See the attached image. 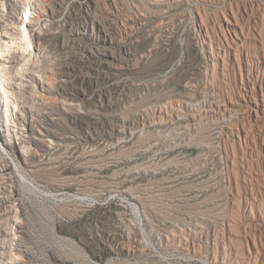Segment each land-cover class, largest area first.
<instances>
[{"label": "rangeland", "instance_id": "374dc122", "mask_svg": "<svg viewBox=\"0 0 264 264\" xmlns=\"http://www.w3.org/2000/svg\"><path fill=\"white\" fill-rule=\"evenodd\" d=\"M60 1L0 0V264H264V0Z\"/></svg>", "mask_w": 264, "mask_h": 264}, {"label": "bare ground", "instance_id": "6f19581e", "mask_svg": "<svg viewBox=\"0 0 264 264\" xmlns=\"http://www.w3.org/2000/svg\"><path fill=\"white\" fill-rule=\"evenodd\" d=\"M41 1H43V0H41ZM62 0L60 1V2H58V5L59 6H61L62 5ZM40 8V12H42V13H44V6L42 5V7L40 6L39 7ZM44 8V9H43ZM59 9L57 8V7H54L53 9H52V15H54L55 14V12L56 11H58ZM26 15L28 16V14L26 13ZM37 15V17L40 19L41 18V14L40 13H37L36 14ZM26 21H29V19H27L26 18ZM99 27H101V26H99V24L96 26V28H97V30L99 29ZM24 37L25 38H28V34L26 33L25 35H24ZM108 40V39H107ZM106 40V41H107ZM15 44V43H14ZM29 45H31V44H29ZM30 48V47H29ZM26 49V48H25ZM2 51H0V53H1ZM83 58H88V56L87 55H83ZM106 58H104V57H101V59H100V62H99V64L101 65V63L105 60ZM64 67V66H63ZM62 71L63 72H66V69H62ZM67 73V72H66ZM62 87V86H61ZM76 87L75 86H70V85H63V88L61 89V95H66V96H74V97H77L78 96V93L76 92ZM3 92L4 93H7V89L3 86ZM113 128V127H112ZM114 131H115V128H114ZM114 133V132H113ZM112 134V133H111Z\"/></svg>", "mask_w": 264, "mask_h": 264}]
</instances>
